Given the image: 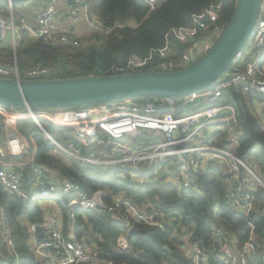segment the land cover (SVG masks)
<instances>
[{
    "label": "built area",
    "instance_id": "built-area-1",
    "mask_svg": "<svg viewBox=\"0 0 264 264\" xmlns=\"http://www.w3.org/2000/svg\"><path fill=\"white\" fill-rule=\"evenodd\" d=\"M65 23L76 27L85 23L100 30L86 0H71ZM155 9L159 0H136ZM163 1V0H162ZM236 2L237 0H226ZM61 0H50L35 12L36 29L26 20H17L13 0H0V46L14 50L11 65L0 63V78L13 81L46 80L48 68L21 71L16 50L27 31L35 40L47 46H73L80 44L70 33L60 32L56 25ZM222 4L212 5L202 16L194 18V27L179 29L173 36L181 44H166L147 58L133 56L126 68L114 69L117 74L177 72L197 63L216 45L226 25L220 21ZM93 15V14H92ZM207 18V22L204 20ZM180 45V46H179ZM241 93L256 115L264 114V0H260L259 19L251 39L238 54L230 69L206 90L181 98H153L146 101L128 98L99 103L81 108L10 109L0 106V122L6 132V143L0 145V185L12 195L26 202L37 203L47 214L41 223H32L24 231L30 264H128L117 263L102 255L95 244H86L77 237L76 215L79 212L108 216L125 222L126 234L118 240V250H129L130 230L133 227L167 231L178 218L159 219L132 205L130 199L116 196L106 202V193L85 192L70 181H57L52 176L43 178L32 196L22 188L23 163L14 159L23 157L32 148L37 152L33 136L25 137L18 129L20 122L32 121L38 134L51 143L49 154H60L75 160L82 169L102 171L118 170L132 177L142 187L164 185L183 190L199 191L201 176L220 169L229 176L225 186L229 205L247 218L250 229L248 239L240 241L222 228H213L217 237L213 250L225 264H264V245H260L252 214L260 213L255 193L264 189V183L249 163L233 151L240 128L237 107L228 100L233 93ZM227 98L226 103L221 100ZM48 126V127H47ZM153 131L156 135L148 134ZM234 137L232 148L219 145V133ZM59 137L60 139H58ZM228 137V138H229ZM33 161V157H31ZM42 171L36 176L41 179ZM56 210L58 221L51 216ZM70 221L64 229L63 214ZM41 228L42 235H38ZM187 260L193 264H208L210 256L201 248L191 233L181 245ZM263 249V250H262ZM3 251L10 259L5 264H24L18 250L5 210L0 202V259ZM26 261V260H25Z\"/></svg>",
    "mask_w": 264,
    "mask_h": 264
},
{
    "label": "trees",
    "instance_id": "trees-1",
    "mask_svg": "<svg viewBox=\"0 0 264 264\" xmlns=\"http://www.w3.org/2000/svg\"><path fill=\"white\" fill-rule=\"evenodd\" d=\"M29 0H13L16 17L22 19L20 9ZM100 30L90 29L82 36L69 32L78 47H51L35 40L27 31L24 32L22 44L16 50V60L21 71L39 67L50 71L46 79H68L77 77L113 76L114 69L126 68L133 56L145 59L152 52L166 44H181L173 36L179 29L194 27V20L202 16L212 6L222 4L220 21L228 24L233 15L235 2L222 0H163L151 9L136 0H86ZM207 22V18L204 20ZM180 46V45H179ZM4 47L0 46V63L11 65L14 61L9 55L10 63L3 60ZM124 74V73H122ZM232 103L237 107V124L240 135L234 147L236 155L253 166L255 173L264 183V129L260 119L242 104L241 93L233 91ZM141 101L153 98H137ZM86 107V106H85ZM22 109V108H17ZM48 127V126H47ZM19 132L27 137L33 136L37 152L33 148L23 157L14 159L17 163H26L33 157V163L23 166L22 188L32 196L36 187L43 183V178L52 176L57 181H70L93 194L96 191L106 193V202L111 203L116 196H124L133 206L157 214L159 219L178 218L173 228L163 232L153 228L138 226L141 233H134L129 238V250H118V240L126 234L125 222L108 216L79 212L76 215L77 237L86 244H95L102 255L111 257L117 263L128 264H193L186 259L181 245L185 237L193 234L200 242L201 248L210 256L208 264H225L216 257L213 244V228H222L236 236L240 241L248 239L247 218L235 211L228 203L225 186L229 179L226 172L217 169L201 176L199 191L183 190L178 193L174 188L164 185L142 187L134 183L132 177L118 170L102 171L84 170L75 160L60 154H49L51 143L38 134L32 121L18 124ZM6 137L4 125L0 122V143ZM226 132L219 133V145L232 148L226 142ZM29 157L28 159H26ZM42 171V178L36 176ZM255 196L259 210H264V189L258 188ZM0 202L5 210L20 254L25 258L24 264H30L24 231L29 224L41 223L47 212L37 203L26 202L12 195L0 185ZM64 229L68 230L70 221L66 211L63 214ZM259 237L264 245V218L259 212L251 215ZM168 247L170 251L165 250ZM263 250V249H262ZM0 264L10 259L3 251ZM110 259V258H109ZM111 260V259H110ZM257 264H260V262Z\"/></svg>",
    "mask_w": 264,
    "mask_h": 264
},
{
    "label": "water",
    "instance_id": "water-1",
    "mask_svg": "<svg viewBox=\"0 0 264 264\" xmlns=\"http://www.w3.org/2000/svg\"><path fill=\"white\" fill-rule=\"evenodd\" d=\"M158 4H162V0ZM259 11L260 0H237L233 15L213 49L183 70L38 81L0 78V106L10 109L81 108L128 98H181L209 89L230 69L251 39ZM141 232L137 227L130 230L131 235ZM37 233L42 235L41 228ZM165 250L170 251L168 247Z\"/></svg>",
    "mask_w": 264,
    "mask_h": 264
},
{
    "label": "crops",
    "instance_id": "crops-1",
    "mask_svg": "<svg viewBox=\"0 0 264 264\" xmlns=\"http://www.w3.org/2000/svg\"><path fill=\"white\" fill-rule=\"evenodd\" d=\"M49 1L50 0H29L24 5V7L20 9L21 17L26 20V23L28 24L29 27L33 28L34 30L36 29L37 26H36V22H35V18H34L35 12L38 11L45 3L49 2ZM70 5H71V0H61L60 7H59V15H58L57 20H56L57 28L60 32H68V33L72 32L76 36L77 35L82 36V35L86 34L88 32V30L90 29L87 24L82 23L76 27H72L70 24L65 23V21L63 19V16L68 14V12L70 10ZM4 50L5 51L7 50V51L3 52V55L1 57L3 60L7 59L6 62L10 63V61L12 59L9 60L8 56L11 55V57H13L14 50L10 46ZM242 101H243L242 104H245L246 107L248 105L249 108L248 107L247 108L251 111V113L260 119V122L263 126V129H264V114H262V116L256 115L251 110L250 104L245 100V98H243ZM2 137H3V139H2V143H0V145L4 146L6 143V137L5 138H4V136H2ZM228 137L226 139V142H228ZM33 161L31 160V157H30L26 161V163H23V165L24 166L29 165V164L33 163ZM50 214L53 218H55L58 221L59 215H58L56 210L53 209Z\"/></svg>",
    "mask_w": 264,
    "mask_h": 264
},
{
    "label": "rangeland",
    "instance_id": "rangeland-1",
    "mask_svg": "<svg viewBox=\"0 0 264 264\" xmlns=\"http://www.w3.org/2000/svg\"><path fill=\"white\" fill-rule=\"evenodd\" d=\"M228 100L232 102V100H233V96H232L231 94L228 96ZM221 102H222V103H226V102H227V98L222 99ZM247 107L249 108L248 105H247ZM250 107H251V106H250ZM251 110H252V108H251ZM23 124H26V122H20V123H19V125H23ZM148 134H149V135H152V136L156 135V133L153 132V131H148ZM26 136L28 137L29 134L26 135ZM57 138L60 139L59 137H57ZM234 141H235L234 137H229V138H228V142H229V143H232V142H234ZM2 146H3V145H2ZM28 158H29V157H27L26 159H28Z\"/></svg>",
    "mask_w": 264,
    "mask_h": 264
},
{
    "label": "clouds",
    "instance_id": "clouds-1",
    "mask_svg": "<svg viewBox=\"0 0 264 264\" xmlns=\"http://www.w3.org/2000/svg\"><path fill=\"white\" fill-rule=\"evenodd\" d=\"M71 3H72V1H71ZM14 13H15V12H14ZM91 15H92V14H91ZM92 16H93V15H92ZM15 17H16V14H15ZM16 18H17V17H16ZM92 19H93V18H92ZM17 20H21V19H18V18H17Z\"/></svg>",
    "mask_w": 264,
    "mask_h": 264
}]
</instances>
